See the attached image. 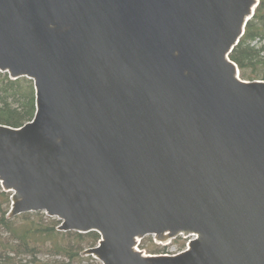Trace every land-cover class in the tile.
<instances>
[{
  "label": "water",
  "instance_id": "water-1",
  "mask_svg": "<svg viewBox=\"0 0 264 264\" xmlns=\"http://www.w3.org/2000/svg\"><path fill=\"white\" fill-rule=\"evenodd\" d=\"M260 2L0 0V72L37 110L0 124L9 219L97 232L102 264H264V80L230 59Z\"/></svg>",
  "mask_w": 264,
  "mask_h": 264
},
{
  "label": "trees",
  "instance_id": "trees-1",
  "mask_svg": "<svg viewBox=\"0 0 264 264\" xmlns=\"http://www.w3.org/2000/svg\"><path fill=\"white\" fill-rule=\"evenodd\" d=\"M257 39L263 40L261 46L252 45ZM230 59L239 67L242 79L264 80V70L258 69L264 67V0ZM36 111L34 82L12 80L8 73L0 72V124L23 127L34 119ZM11 196L0 183V264H97L84 252L99 244V233L61 232V221L43 212L9 219Z\"/></svg>",
  "mask_w": 264,
  "mask_h": 264
},
{
  "label": "rangeland",
  "instance_id": "rangeland-1",
  "mask_svg": "<svg viewBox=\"0 0 264 264\" xmlns=\"http://www.w3.org/2000/svg\"><path fill=\"white\" fill-rule=\"evenodd\" d=\"M262 43H263V40L257 39L253 42L252 45L253 46L254 45L261 46ZM258 69L264 70V67L260 66V67H258ZM249 72H251V71L249 70ZM188 242H189V238H186L185 236H179L178 238L174 239L170 244H158L155 241L154 236H147L144 239L140 240L139 250L144 251L147 254H170V255H173V254H177V253L181 252L182 250H184L187 247ZM91 248H93V247H91ZM86 257H89V256H86ZM96 261H97V264H102L99 260H96Z\"/></svg>",
  "mask_w": 264,
  "mask_h": 264
},
{
  "label": "bare ground",
  "instance_id": "bare-ground-1",
  "mask_svg": "<svg viewBox=\"0 0 264 264\" xmlns=\"http://www.w3.org/2000/svg\"><path fill=\"white\" fill-rule=\"evenodd\" d=\"M240 70V69H239ZM170 244V243H169ZM137 248L139 249V244H138V246H137ZM183 251H185V250H182L181 252H183ZM181 252H179V253H181ZM179 253H177V254H179ZM164 255H166V254H164ZM170 255V254H169ZM173 255H175V254H173Z\"/></svg>",
  "mask_w": 264,
  "mask_h": 264
}]
</instances>
